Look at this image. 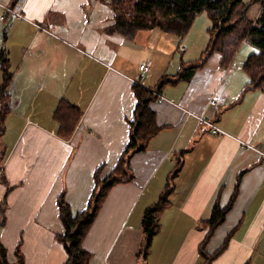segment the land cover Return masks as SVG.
Returning a JSON list of instances; mask_svg holds the SVG:
<instances>
[{
	"label": "crops",
	"instance_id": "0c3cea01",
	"mask_svg": "<svg viewBox=\"0 0 264 264\" xmlns=\"http://www.w3.org/2000/svg\"><path fill=\"white\" fill-rule=\"evenodd\" d=\"M12 1L0 0V5L11 7ZM108 1L18 0L13 9L20 17L0 6V17L5 16L0 19V51L12 74L9 113L0 127L2 137L11 141L0 155V200L2 179L12 187L0 226L10 262L19 241L24 264L65 262L66 252L54 237L63 232L57 198L64 190L73 214L81 212L93 189L94 170L104 164L103 177L115 166L133 119L132 86L136 81L143 85L139 66L149 67L142 80L151 85L143 86L157 90L161 77L179 73L181 66L179 59L174 73L158 66L163 57L175 56L182 47L183 60L193 62L207 46L206 15L179 45L158 30L139 31L132 41L109 33L114 13ZM37 26L55 28L58 38ZM190 33L195 36L186 40ZM193 49L195 55L186 59ZM136 50L141 53L137 59ZM219 60L215 52L189 81L166 83L158 90L165 99L151 107L164 127L146 151L133 155V180L115 185L104 201L83 242L92 254L89 264H138L143 211L162 191L180 151H185L183 166L170 206L158 215L160 231L146 264H197L198 245L206 233L203 222L216 200L228 203L244 169L235 204L207 250L214 252L239 226L212 264H264V94L243 92L248 82L245 62L236 65L233 60L222 69ZM211 98L216 104L209 103ZM63 100L81 111L68 139L56 135L54 112ZM200 116L225 134H213Z\"/></svg>",
	"mask_w": 264,
	"mask_h": 264
},
{
	"label": "trees",
	"instance_id": "16d2710c",
	"mask_svg": "<svg viewBox=\"0 0 264 264\" xmlns=\"http://www.w3.org/2000/svg\"><path fill=\"white\" fill-rule=\"evenodd\" d=\"M18 0H13L14 7ZM254 4H259V13L251 17L249 10ZM108 5L114 13V22L107 28L109 33H118L126 40L132 41L139 31L158 30L166 35L174 36L178 45L189 33L196 17L205 13L210 26L207 28L208 42L200 57L193 61H184L180 52V71L174 75H164L157 88L160 90L166 83L176 85L187 82L194 71L205 65L209 57L217 52L220 55L219 66L227 68L243 43L252 48L248 55L243 70L248 76V82L243 87V92L258 90L264 94V0H109ZM258 50V54L254 53ZM0 51V66L2 80L0 83V97L3 107L0 109V127L4 115L9 113L8 87L12 74L8 71L7 58ZM155 90V89H154ZM136 99L133 109V119L129 123L128 140L113 169L102 177L104 164L98 166L93 173V189L88 199L87 207L73 214L69 203L66 201L65 191L62 190L57 198L58 217L63 226V232L55 234V240L60 243L65 252L66 260L63 264H89L92 254L83 247V242L98 216L104 201L111 189L119 183L131 182L134 174L131 168V159L134 154L146 151L151 140L164 127L159 125L156 112L151 104L156 100L155 95L139 82L132 86ZM80 109L66 101H60L54 117L58 123L56 135L68 139L74 132L79 119ZM1 130V129H0ZM176 153L174 166L168 174L162 191L157 199L147 206L142 214L141 229L142 239L138 245L136 259L138 264H146L152 240L160 231L158 215L170 206V195L174 190V180L183 166V154ZM240 171L234 183L232 195L226 205L215 201L210 217L203 222L206 233L198 245L197 264H212L228 248L230 240L238 227L232 229L224 238L222 244L212 253L207 250L208 243L216 229L225 221L228 212L233 208L239 193L240 182L244 172ZM5 190L1 197L0 210L5 211L7 196L12 187L2 179ZM5 217L0 226L4 225ZM15 261L10 262L7 249L0 241V264H24V255L21 251V242L15 247Z\"/></svg>",
	"mask_w": 264,
	"mask_h": 264
},
{
	"label": "rangeland",
	"instance_id": "374dc122",
	"mask_svg": "<svg viewBox=\"0 0 264 264\" xmlns=\"http://www.w3.org/2000/svg\"><path fill=\"white\" fill-rule=\"evenodd\" d=\"M244 1H250V0H244ZM259 8H260V6H259V4H254V5H252V7L250 8V10H249V13H250V15H251V17H256L257 15H258V13H259ZM206 14L205 13H203V14H201L200 16H198V17H196V19H195V21H194V23H193V25H192V28H191V31L192 30H194L195 28H197L198 29V27L202 24V21L204 20V16H205ZM209 22V21H208ZM209 26H210V24H209ZM209 26H208V28H209ZM207 32V31H206ZM195 35L194 34H192V33H190V35H188V37H187V39L186 40H190V39H192V37H194ZM174 37V36H173ZM176 39V38H175ZM174 52H175V50H174ZM179 52H182V53H184L183 52V48L182 47H180L179 48ZM179 52H177L176 53V55L174 56V54L172 55V56H170V57H163V63L162 62H160L159 64H157L158 66H162V67H166V68H168L169 67V71H171L172 73H174V71L176 70V68H177V65H178V59L180 60V53ZM252 52V48L247 44V43H243V44H241V46L239 47V49H238V51H237V53H238V55L237 56H235V58H234V60H235V63L234 64H236V65H238V64H240L242 61L243 62H245V60H246V58H247V56L250 54ZM236 53V54H237ZM140 55H141V53H140V51H135V54H134V57L137 59V58H139L140 57ZM188 55H190V56H188V57H185L186 59H190L192 56H194L195 55V50L193 49V50H190L189 51V54ZM199 55H201V54H199ZM198 55V57H200ZM197 60V59H196ZM117 64V63H116ZM119 65V64H118ZM241 65V64H240ZM131 67H133V66H131ZM142 81V84L143 85H151V84H149L148 83V79H145V80H141ZM29 115H31L30 113H29ZM4 118H5V115H4ZM6 120H7V118H5L4 120H3V122H6ZM3 131H1L0 130V151H1V153H0V155H3L4 153H6V151L8 150V147L10 146V144H11V141L10 140H7V139H5L4 137H2V133ZM9 135H13V133H9Z\"/></svg>",
	"mask_w": 264,
	"mask_h": 264
},
{
	"label": "built area",
	"instance_id": "2783aa9c",
	"mask_svg": "<svg viewBox=\"0 0 264 264\" xmlns=\"http://www.w3.org/2000/svg\"><path fill=\"white\" fill-rule=\"evenodd\" d=\"M0 6H1V8H3L5 10L6 13H12V14H15L16 16L20 17L19 12L15 11V9H13V7L5 6V5H0ZM4 18H5V16L0 17L1 20H3ZM37 28L43 30L44 32H46L47 34H49L52 37L58 38V35L55 32V28L47 29V28H44L42 26H37ZM254 53L258 54V50L254 49ZM148 69H149V67L145 64H141L139 66V70L141 72V74L138 78L139 80H142L145 77L146 73L148 72ZM136 82H138V81H136ZM149 90L152 92L153 95H155L157 101L161 102L165 99L163 96H161L159 93H157L156 90H152V89H149ZM209 103L214 105V104H216V101L213 98H211ZM198 118L202 123H204L208 128H210V131L213 134H225L224 131H222L219 127L214 125L212 122L207 121L203 116H200ZM241 144L245 147H248V148L262 154V152L257 147H253V146H251L245 142H241ZM2 218H3V214L0 210V222H1Z\"/></svg>",
	"mask_w": 264,
	"mask_h": 264
}]
</instances>
